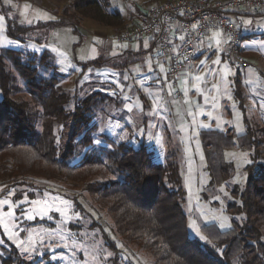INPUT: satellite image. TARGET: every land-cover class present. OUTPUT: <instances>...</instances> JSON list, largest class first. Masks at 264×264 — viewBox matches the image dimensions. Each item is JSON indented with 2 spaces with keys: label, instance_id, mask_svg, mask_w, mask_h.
I'll return each instance as SVG.
<instances>
[{
  "label": "rangeland",
  "instance_id": "obj_1",
  "mask_svg": "<svg viewBox=\"0 0 264 264\" xmlns=\"http://www.w3.org/2000/svg\"><path fill=\"white\" fill-rule=\"evenodd\" d=\"M110 1L113 9H118L129 22L141 16L140 10L168 0ZM0 16L5 18L0 21V53L14 50L41 55L48 51L52 55L48 64L57 68L61 78L59 86L74 98L71 106L78 99L101 92L98 100L102 102L94 110L98 127L94 136L96 147L90 152L99 153L102 147L109 149L101 136L112 135L120 121H129L134 123L130 124L135 134L131 145L135 149L144 142L148 151L153 153L155 163L178 164L185 192L179 201L187 216V229L192 239L207 249L211 244L201 231L203 226L216 223L226 230L232 228L234 222L241 221L240 216L229 214L228 206L234 202L232 191L236 187L242 190L246 185V169L253 162L254 152H244L237 146L228 149L224 156L230 165V177L221 186H214L206 169L200 131L218 129L242 135L247 132L246 115L255 138L262 144L259 159L264 163V20L249 16L243 19V23L250 27V33L246 30L250 37L239 43V52L249 63L246 68L234 64L226 52L228 43H223L227 38L218 31L214 37L217 44L211 53L199 58L193 68L195 71L191 74L185 71L174 80L167 67L160 65L159 72L154 71L149 63L154 65L158 61L152 63L148 59L145 61L148 74L141 79L131 77L128 58L107 61L100 69L91 68L82 73L78 64L105 58L96 45L101 37L98 32L105 30L90 19H78L77 25L72 24L73 17L78 16L72 9L71 0H11V4L0 0ZM8 20L35 27L33 36L40 43L9 38ZM57 20L64 24L49 25ZM116 66L121 67L117 72ZM8 68L16 78L15 96L32 102L24 81L9 62ZM137 69L140 71L138 64ZM40 71L45 78L54 74V69L41 68ZM117 73L119 76H115ZM240 74L245 114L236 105L231 88L235 77ZM151 77L156 79V90L161 92L163 102L148 96L147 91L152 89ZM132 91H138L148 98L146 103H150L149 111L141 108V118L127 114L132 106L126 101L137 96ZM178 94L180 99H177L184 108L182 114L176 116L175 110L167 107V103L168 100H177ZM135 104L145 105L141 98H137ZM137 119L139 121L135 123ZM104 160L107 162L106 158ZM106 178L113 180L115 176L110 173ZM17 182L19 185L11 181L0 182V264H114L115 261L120 264H155L149 249L128 243L117 234L105 207L86 190L85 184L62 179ZM167 186L174 190L172 185ZM150 187V192H156L159 184L151 182ZM111 245L118 251H114Z\"/></svg>",
  "mask_w": 264,
  "mask_h": 264
},
{
  "label": "trees",
  "instance_id": "obj_2",
  "mask_svg": "<svg viewBox=\"0 0 264 264\" xmlns=\"http://www.w3.org/2000/svg\"><path fill=\"white\" fill-rule=\"evenodd\" d=\"M71 6L78 16L73 17L72 24L77 25L78 19H90L116 32L125 29L123 14L113 9L110 0H71ZM65 12H69L68 8ZM58 21L49 25L64 24ZM35 29L17 20L7 22V34L15 41L40 43L33 36ZM51 59L48 51L41 55L14 50L0 53V182L19 185L18 180L62 179L85 184L86 190L105 207L117 234L128 243L149 249L155 264H264V163L259 159L262 144L255 138L246 115L247 132L242 135L218 129L200 131L206 169L214 186H221L230 177V165L224 156L228 149L237 146L244 152H254L253 162L246 169V185L232 191L234 202L228 206L229 214L240 216L241 221L226 230L216 223L203 226L201 231L211 244L205 249L188 233L187 216L179 201L185 192L178 164L155 163L144 142L135 149L131 145L134 130L125 121L119 122L112 135L101 136L109 149L90 152L96 147L94 110L102 102L98 100L101 92L78 99L71 106L74 98L59 86L57 68L48 64ZM107 61L101 58L78 65L85 73L102 68ZM8 62L24 81L32 102L15 96L16 78ZM41 68L54 69V74L45 78ZM232 91L245 114L241 75L235 77ZM110 173L115 179L106 178ZM151 182L159 184L152 194Z\"/></svg>",
  "mask_w": 264,
  "mask_h": 264
},
{
  "label": "built area",
  "instance_id": "obj_3",
  "mask_svg": "<svg viewBox=\"0 0 264 264\" xmlns=\"http://www.w3.org/2000/svg\"><path fill=\"white\" fill-rule=\"evenodd\" d=\"M142 12L136 22L126 23L125 29L111 40L132 43L151 39L158 56L170 61L169 75L176 80L195 65L200 43L213 31L226 36L227 54L236 66L246 68L249 63L238 49L242 28L234 17L264 12V0H168Z\"/></svg>",
  "mask_w": 264,
  "mask_h": 264
},
{
  "label": "crops",
  "instance_id": "obj_4",
  "mask_svg": "<svg viewBox=\"0 0 264 264\" xmlns=\"http://www.w3.org/2000/svg\"><path fill=\"white\" fill-rule=\"evenodd\" d=\"M247 16H249L251 18H254L256 20H264V15L263 14H256V15H254V14H252V15L237 14L234 17V19H235L236 22H238L240 20L239 24H240V26L242 28L240 38H245L246 36L250 37V34H249L250 33V31H249L250 27L246 26L243 23V19H246ZM125 20H126V23H128L127 19H125ZM129 22H136V19L135 20H131ZM102 28H103V30H105V32H98V34L101 37L98 40V43L96 45L99 46V48H101V51L104 53V55H103L105 57L104 59H108V61H112L114 59L128 58V60L131 61V63H130L131 65L129 64L130 65L129 72H130L131 77L134 78V79L135 78L141 79L143 76L148 74V72H147V63H145L146 59H148V62L152 61V63L155 62V61H158V64L154 63V65L149 63L151 65V68L154 71L158 70V72H159L160 65H163L165 68L167 67V72L169 74L170 61L169 60H163V59H161L158 56V54L156 52V49H155L154 42L151 39H149V38H141V39L136 40V41H134L132 43L115 42V41L111 40V38H112V36L115 33H118V32H116L115 30H113L111 28H107V27H103V26H102ZM246 30H248L249 33H246ZM217 32L218 31L211 32V34L206 36L205 39L200 43V45L198 47L197 55H196L195 65L191 69H186L185 70L188 74H191V73H193L195 71V70H193V68L195 66H197V64L199 62L198 60H199V58L202 55H207V54L211 53V51L213 50V46H215L217 44V42H218V41L216 42V40L214 39V37L216 38ZM240 38H239V43H240ZM228 41H229L228 39L223 40L224 45L227 44ZM98 59H101V58H98ZM98 59H94V60H98ZM91 61H93V60H91ZM87 62H90V61H87ZM160 63H162V64H160ZM137 64L140 65V71L137 69ZM156 65H158V66L156 67ZM118 66L122 67L123 65H118ZM118 66H116V72H117L118 68H121V67H118ZM185 71H183L182 74ZM115 76H119V74L117 73V74H115ZM155 80L156 79L152 78V82H151V85H150V87H152V89L150 88L149 91H147L148 94H149L148 96H150V98L159 99V100H161L163 102V99L161 98L162 95L160 94L161 92L156 90L157 89V83L155 82ZM131 82H133V81H131ZM140 83H141V81H140ZM142 83L145 84V81L143 80ZM134 84L136 85V82ZM232 85H231V88H232ZM133 92L134 91H132V93ZM134 93H136L137 96L134 95V97L132 96L130 99H128L126 101V103H130L129 105L132 106L131 107L132 110H130L129 113H127V114H129L130 116L136 115L139 118H141V115L143 114V113L141 114V111H142L141 108H144L145 112L149 111L150 110L149 109L150 103L149 104L146 103L148 98L145 97V96H141L138 91H136ZM179 96H180L179 94L176 95V99L179 98ZM164 97H165V95H164ZM137 98H141V102L143 103V101H144L145 105L141 107L140 104H135ZM194 102H195V100H194ZM184 104L186 105V103H184ZM161 105L165 106V104H163V103ZM167 105H168L167 107H172L171 109L175 110L176 116H179L180 114H182L184 106H182L183 103L180 100H178V99L177 100H168ZM201 106H203V105L200 104V107ZM205 108L209 109L210 107L207 106ZM145 112H144V115H146ZM144 120L147 122V117L146 116H145ZM137 121H139V120L137 119L135 121V123ZM125 122L127 123V121H125ZM130 123L134 124L132 122H130ZM130 123L128 121V124H130ZM115 124H117V123H115ZM118 124H117V126H118Z\"/></svg>",
  "mask_w": 264,
  "mask_h": 264
},
{
  "label": "snow or ice",
  "instance_id": "obj_5",
  "mask_svg": "<svg viewBox=\"0 0 264 264\" xmlns=\"http://www.w3.org/2000/svg\"><path fill=\"white\" fill-rule=\"evenodd\" d=\"M6 4H11V0H5ZM5 18L3 16H0V21H3ZM130 110V109H129ZM32 218V217H29ZM110 255V254H109Z\"/></svg>",
  "mask_w": 264,
  "mask_h": 264
}]
</instances>
